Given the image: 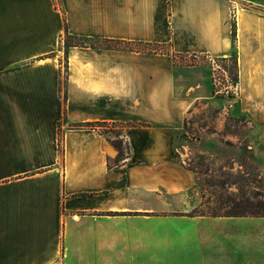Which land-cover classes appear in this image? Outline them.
I'll use <instances>...</instances> for the list:
<instances>
[{
  "label": "crops",
  "instance_id": "obj_1",
  "mask_svg": "<svg viewBox=\"0 0 264 264\" xmlns=\"http://www.w3.org/2000/svg\"><path fill=\"white\" fill-rule=\"evenodd\" d=\"M191 56L234 59L264 128V0H0V264H264L244 220L189 213ZM136 121L122 153L100 130Z\"/></svg>",
  "mask_w": 264,
  "mask_h": 264
},
{
  "label": "rangeland",
  "instance_id": "obj_2",
  "mask_svg": "<svg viewBox=\"0 0 264 264\" xmlns=\"http://www.w3.org/2000/svg\"><path fill=\"white\" fill-rule=\"evenodd\" d=\"M64 41L74 40L65 37ZM191 58L178 69L182 75L180 83L194 88L196 103L182 127L169 129L178 162L190 170L195 180V188L187 196L188 201L195 203L189 213L244 220L249 240L254 243L250 248L259 250L264 245V215H235V212L264 213V128L252 125L242 113L237 97L228 98L216 91L210 59ZM224 65L235 74L234 59L225 61ZM100 126L101 131L114 138L122 153L125 143L120 136L124 128L143 126V123Z\"/></svg>",
  "mask_w": 264,
  "mask_h": 264
},
{
  "label": "built area",
  "instance_id": "obj_3",
  "mask_svg": "<svg viewBox=\"0 0 264 264\" xmlns=\"http://www.w3.org/2000/svg\"><path fill=\"white\" fill-rule=\"evenodd\" d=\"M212 64V79L216 91L228 98H235L239 95V86L235 74H231L224 65L227 58H209Z\"/></svg>",
  "mask_w": 264,
  "mask_h": 264
},
{
  "label": "trees",
  "instance_id": "obj_4",
  "mask_svg": "<svg viewBox=\"0 0 264 264\" xmlns=\"http://www.w3.org/2000/svg\"><path fill=\"white\" fill-rule=\"evenodd\" d=\"M231 34H232V36L234 38V36H235V25L234 24L232 25ZM65 37L72 38L74 40L72 42L64 41L65 46L73 45V44H79L80 45V44H84V40L87 41L86 38L77 37V36H73V35H69V34H67ZM77 39L82 40V42H77L76 41ZM95 41L98 42V40H95ZM59 148H60V150H62V143H61V139L60 138H59ZM244 213H248V214H251V215H264V213L257 212L255 210L247 211V212H235V215H243Z\"/></svg>",
  "mask_w": 264,
  "mask_h": 264
}]
</instances>
